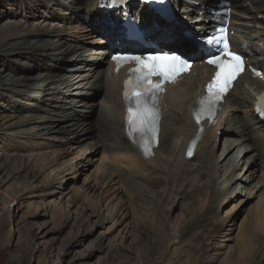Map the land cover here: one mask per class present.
<instances>
[{
  "label": "bare ground",
  "instance_id": "1",
  "mask_svg": "<svg viewBox=\"0 0 264 264\" xmlns=\"http://www.w3.org/2000/svg\"><path fill=\"white\" fill-rule=\"evenodd\" d=\"M168 1L175 12V20L171 22L161 19L158 14L151 10L150 3L145 0H125V8H119L109 13H104L102 10L97 12L96 7L98 8L100 3L98 0H91L89 7L91 8L93 6V9L87 13V17L92 25L90 28H93L90 30L91 33H93V31L95 32L94 29L102 30L106 28L104 30V35L106 37L99 42L100 44L105 43L104 47L101 46L96 50L88 51L90 57L85 58L80 53L83 48L80 46L65 47L67 43L61 41L57 43L55 48L60 51L53 55L60 56L65 60L67 55L73 54L71 56L73 59L68 62L71 61L76 64V66L72 68H60L59 71L61 73H63V71L68 72L65 75H55L51 73L39 74L37 75L36 83L31 85H29V83L35 81L36 75L32 77L24 76L20 79L11 76L5 80L0 76V83H5V89L12 92L14 96H21L24 97V99L28 97L31 99H27L28 102L35 100L37 102L35 103L36 106H33L32 103H27L30 105V110L28 111L35 112L36 114L39 113L38 118L30 115H18L15 118L12 116L13 118L11 119H18L19 121L18 123L9 125V129H17L31 124L49 122L50 125L38 126L36 130L37 134H35L39 136V134L47 132L48 134L74 136V142L78 146L96 137L102 144L104 151L107 153L119 154V158H126L129 167L124 169L119 166L112 167L110 173L113 172L117 173L119 176L127 177L129 189L135 195V199H138L141 195H146V197L151 194L154 195L155 192L151 193L149 189L152 187L159 188L162 186L160 183H163L165 190H163V188L160 195L157 194L159 195V197L157 196L159 201L157 200L158 203L152 204L151 206V209L156 206L160 215H169L167 210L172 209L174 202L179 200L180 196L191 202L194 200L193 195L199 194V191L202 189L205 190L206 195L208 193L210 199H213L216 193L220 194V196L223 195L225 198L227 197V193H231L229 188L233 183L239 182L238 184L242 185L251 183L255 180L254 176L253 180L252 176L251 178L248 177L245 179V176L241 177L242 173H239V171L241 172L239 166L246 156H248V159L246 161L244 160L242 164V172L246 171V167L250 162L253 163L252 165L254 167H257L259 159H261V165H263L262 167L264 168V122L259 120L254 113V92H244V89H247L248 86L264 90V82L252 80L249 77L242 78L238 81L236 88H234V91L227 98L224 105V112L217 126L206 132L204 140L197 148L194 159L191 161L185 159L187 145L197 131L192 123V109L199 96L200 85L201 83L206 84L209 73V69L202 64L204 54H199L197 50L194 49L191 42L192 39L187 37L186 32L192 33L194 37L206 36L214 33L215 26L213 24L207 25V22L213 19L211 16V8L214 7L212 4L214 0ZM228 1L232 6L230 19L232 27L230 30L235 32V35L232 37L234 48L247 55L250 65L264 72V22L259 20V16H264V0ZM64 5V7L70 10L71 16L73 13L81 12V8H75L74 4L69 6L70 8L67 4L64 3ZM83 5L82 3V9ZM104 5L108 6V3ZM136 5H139V8L144 7L146 11L148 10L147 16L145 15L139 18V20L142 29L145 30L149 39L154 42L156 41L160 47L168 49L180 48L183 43L188 42L190 47L187 49L184 48V53L190 58L193 57L195 59L196 71L199 73L196 82H194L193 76H190L180 84L169 88L170 94L166 98V105L164 108L165 117L162 124L161 144L156 151V158L148 161L141 159L139 154L135 152L125 138V115L124 107L121 103V91L118 90L119 84L113 76L108 78V76L104 75L103 71L100 70L101 65L105 62L104 57L110 53V49H116V51L128 50L127 47L132 45L123 37L124 30H122L121 25L123 23L124 12L127 11L132 17H137V15L131 11ZM188 9L191 13L193 12L197 16H200L196 18V22L192 23L186 21L182 17V12L185 10L188 11ZM96 18H98V20H96ZM201 21L204 25H194ZM99 22L103 25L100 28H98L97 24ZM156 24L158 28H156ZM212 26L214 27L211 28ZM88 31L89 30L86 29L85 33ZM55 35V32L51 30H38L35 31L33 35L30 33L5 35V37L0 39L4 41L0 43V53L6 48L9 52H12L11 55L18 54L22 59L37 60L41 58L39 61H44L51 56L47 51L49 47L42 46L37 48L29 41V38L35 37L40 40L42 37H51ZM17 39H23V41L9 43V41ZM53 43H55V41H42V44ZM19 49H24V52H17ZM41 49L44 50L39 52ZM56 60L58 61L61 59L58 58ZM43 68L44 67H42V70ZM105 79L107 82L104 86V88L106 87V91L101 102L102 111L97 122V125L101 126V129H99V132L95 135L93 134V131H95V123L87 122L82 115L85 111H80L78 109L79 107L90 108L88 105L89 103L76 104V102L79 99H85L82 91L86 87H89L90 90L98 89L99 84L103 81L105 82ZM248 79L251 80L250 84H247ZM27 89L29 91L25 94V92H27L25 90ZM46 92L48 93L45 94ZM47 95L52 100L50 108L44 109L42 106L43 109H41L37 107V105L40 106L39 102L41 100L43 101ZM68 95H70L72 99H68ZM43 96L44 98H42ZM10 97L9 99L13 100V98ZM59 100H62L63 104L55 105ZM18 111L21 112L23 110L18 109ZM43 111L46 112V114L40 116L44 113ZM2 118L0 117V127H4L1 120L5 117ZM25 132L28 133L27 131ZM221 140L224 145L222 150L218 153L217 148ZM89 144L93 143H88L87 146L90 148L96 147V145L91 147ZM108 146L111 148L110 150H107ZM163 149L168 151L165 152L168 154L169 159L165 166L166 168H163L158 160V156ZM243 149L245 153L244 158H242L239 163H237L239 158L236 160H229L235 151L239 154L240 150ZM5 160L6 161L0 165V175L3 171L6 172L5 175H7V179L13 180L26 170V164H23V162L17 163L16 160V164L9 168L7 163L10 162H7V158ZM40 169L35 167L31 168L28 173L24 174L25 176L23 178H31L32 180L37 179L41 174ZM1 184H3V181L0 178V185ZM260 184L259 182L256 187ZM262 189H264V187ZM163 197H165V200L162 203L161 200ZM172 197L175 201L171 202L170 199ZM144 202L145 199L142 200L141 204L144 205ZM165 203L167 204L165 205ZM168 206L170 207L168 208ZM188 206V216L184 223V227L179 233H168L166 238L163 235L165 233L164 231L159 230L158 233L156 231L150 232L153 244L151 243V245H146L142 250H138V262L136 264H162L169 260V256H173L175 260H184V264H210L213 263L216 258H219L221 254L218 250H216L213 256L209 257V260L205 257L206 236L197 234L193 239L190 237L186 240L187 242H183V240L199 226L201 223L200 221L206 218L210 211L213 210L211 203L207 209L198 208L195 202L192 204L188 203ZM204 210L206 211L203 213ZM213 213L215 214L216 211L214 210ZM37 218V216L34 217L36 220ZM6 222L4 218L0 224V256L2 258H6L12 248L9 247L7 240L8 232L6 233V231L9 226ZM46 225L47 223L43 226H38L35 222H26L18 228V233L20 234L18 243L20 254L17 257H13L8 264H30V260L35 253V249H32L31 243L40 235L37 230L44 229ZM67 225L68 221L65 220L64 215L57 213L54 227L45 233V237L54 235L52 241L54 243L59 241L62 235L65 234L64 231ZM82 226L83 224H80L78 227H75L73 233L67 235L66 240L63 241L61 245V249L64 250V248H66V250L69 251L70 249L83 245L81 242L86 240L89 232L88 230H83ZM238 243L240 247L238 252H235L233 255L230 253V257L233 258L231 261L228 260L223 262V264H264V223L261 214L252 217L250 226ZM87 250L88 248L86 251ZM121 264H131V262H122Z\"/></svg>",
  "mask_w": 264,
  "mask_h": 264
},
{
  "label": "rangeland",
  "instance_id": "2",
  "mask_svg": "<svg viewBox=\"0 0 264 264\" xmlns=\"http://www.w3.org/2000/svg\"><path fill=\"white\" fill-rule=\"evenodd\" d=\"M62 1L0 0V39L5 35L17 33H30L33 35L38 30H51L57 35L42 37L40 38L41 41L35 37L29 38V41L37 48L49 47L47 51L51 56L44 61H39L41 58L37 60L22 59L19 57L20 55H11L12 52L4 48L5 50L0 53V76L4 80L11 76L20 79L24 76L32 77L36 75L35 81L29 83L31 85L36 83L39 74L65 75L68 73L67 71L61 73L59 69L76 66L74 62H68L73 59L71 58L73 54L67 55L65 57L67 60L53 55L60 51L55 48L57 43L61 41L67 43L65 47L80 46L83 48L80 53L85 58L90 57L88 51L105 46V43L100 44L99 42L106 37L104 35L106 28L102 30L94 29L95 32L93 31V33L90 30L93 28H90L92 25L87 13L93 9V6L89 7L91 0ZM98 2L100 3V0ZM64 3L68 7L74 4L75 8H81V12L73 13L71 16L70 10L64 7ZM82 3L84 4L83 9ZM212 4L217 5V1ZM229 8L232 9L231 4ZM131 11L137 15L136 19L138 21L139 18L148 14V10L146 11L144 7L139 8V5L133 7ZM182 17L193 23L200 16L191 13L188 9V11L182 12ZM259 20L264 22V16H259ZM97 24L98 28L103 26L100 22ZM201 24L202 21L194 25ZM209 24L208 21L207 25ZM212 24L215 25V22H212ZM156 28H158L157 24ZM86 29L89 30L87 33H85ZM43 40L55 41V43L42 44ZM1 41L0 43L4 42ZM15 41H23V39L12 40L9 43ZM188 47L189 43L185 42L180 48L170 49L183 50V48L187 49ZM42 50L44 49L39 52H42ZM17 52L22 53L24 49H19ZM112 52H116V49H110V53ZM110 53L104 57L105 62L101 65L100 70L103 72L108 65L107 60ZM58 58L61 60L57 61ZM42 67H44L43 70ZM198 76L199 73L197 72L196 76L193 77L194 82L198 80ZM106 83L105 79V82H101L99 88L95 90L86 87L82 91L85 99H79L76 102V104L89 103L90 108L79 107L78 109L85 111L82 115L87 122L95 123V131H93L95 135L101 129L97 122L102 111L101 102L105 95L106 87L104 88V86ZM5 88L6 84L0 83V117H5L1 120L4 127H0V165L7 158V162H10L7 163L9 168L14 166L17 160V163L23 162V164H26V170L13 180L7 179L4 171L0 175L3 181V184L0 185V224L5 218L6 224L9 226L6 231V233L8 232L7 240L9 247H12L6 258L0 256V264H8L13 257L19 256L20 234L18 228L26 222H35L38 226L47 223L44 229L37 230L40 235L31 243L35 253L30 260V264H121L122 262L136 264L138 262V250H142L146 245L153 244L150 232L164 231L163 235L166 238L168 233L178 234L184 227L188 216V203L192 204L193 202L198 208L204 209H207L211 203L213 210L200 221L199 226L183 242H187L186 240L190 237L193 239L197 234L206 236L205 257L209 260V257L213 256L218 250L221 255L210 264H223V262L231 261L233 258L230 257V253L233 255L240 249L238 242L250 226L252 217L261 214L264 223V189H262L264 187V168L261 165V159H259L257 167H254L253 163L250 162L246 167V171L242 172V164L244 160L248 159V156L244 158V149L240 150L239 154L235 151L229 160L239 158L237 160V163H239L244 158L239 166L241 168L239 173H242L241 177L245 176V179L252 176L253 180L254 176L255 180L243 185L238 184L239 182L233 183L229 188L231 193H227L225 198L223 195L220 196L216 193V196L210 199L208 193L206 195L205 190L202 189L199 194L193 195L194 200L191 202L188 199L181 198V196L176 201L172 197L171 202L175 201L172 209L167 210L164 208L169 215H160L156 206L152 209L151 206L158 203L159 198L157 196L159 197L160 192L165 190L163 183H160L162 186L159 188L152 187L149 189V192H155L154 195L151 194L148 197L141 195L138 199H135V195L129 189L127 177L119 176L113 172L110 173L112 167L119 166L123 169L129 167L126 158H119V154L104 151L102 144L96 137L78 146L74 142V136L48 134L47 132L37 136L38 126L50 125L49 122L9 129V125L19 121L11 118L18 115H30L38 118L39 113L28 111L30 110L28 104L32 103L33 106H36L35 103L37 102L35 100L28 102L27 99L30 98L24 99L21 96H14L12 92ZM25 91H27L25 92L27 94L29 90ZM9 97L13 100H10ZM68 99H72V97L68 95ZM51 102V98L47 95L43 101L39 102L40 106L37 105V107L41 109L43 107L44 109L50 108ZM61 103L62 100H59L55 105ZM18 109L23 111L20 112ZM43 114H46V112L40 116ZM88 143H93L89 145L91 147L96 145V147L90 148L87 146ZM223 145L224 143L221 140L217 148L218 153L222 150ZM110 149L108 146L107 150ZM166 151L163 149L158 156L159 164L163 168H166L165 166L169 161ZM34 167L38 169L41 167L39 178L37 177L34 180L31 178L24 179V174ZM259 182L261 184L256 187ZM165 197L161 200L162 203ZM144 199L145 204L142 205L141 202ZM214 210L216 215L213 213ZM57 213L64 215L68 225L64 231L65 234L62 235L59 241L54 243L52 241L54 235L45 237V233L54 227ZM35 216L38 217L37 220L34 219ZM80 224H83V230L89 232L86 240L81 242L83 245L69 251L66 248L61 249L67 235L73 233L75 227ZM168 259L162 264L185 263L184 260H175L173 256H169Z\"/></svg>",
  "mask_w": 264,
  "mask_h": 264
},
{
  "label": "snow or ice",
  "instance_id": "3",
  "mask_svg": "<svg viewBox=\"0 0 264 264\" xmlns=\"http://www.w3.org/2000/svg\"><path fill=\"white\" fill-rule=\"evenodd\" d=\"M114 3L122 0H113ZM192 46L205 53L204 60L216 69L211 82L206 86L205 95L198 101L193 111V117L200 132L203 131L202 120L214 121L218 105L231 90L234 82L245 71V57L232 50L227 38V29L221 28L213 34L192 39ZM113 59L118 70L124 64L135 62L130 78L125 81L124 99L127 104V135L133 143L150 158L153 149L157 147L160 136V107L165 85L176 83L179 77L190 71L193 61L180 53L160 52L145 57L138 55H118ZM257 77L264 78L261 72L252 69ZM158 77L159 79H154ZM256 111L264 118V94L258 98ZM194 139L187 149L191 157L196 147Z\"/></svg>",
  "mask_w": 264,
  "mask_h": 264
},
{
  "label": "water",
  "instance_id": "4",
  "mask_svg": "<svg viewBox=\"0 0 264 264\" xmlns=\"http://www.w3.org/2000/svg\"><path fill=\"white\" fill-rule=\"evenodd\" d=\"M217 1V5H213L214 7H212V10H216L219 8L220 5L225 4L227 2V0H214Z\"/></svg>",
  "mask_w": 264,
  "mask_h": 264
}]
</instances>
